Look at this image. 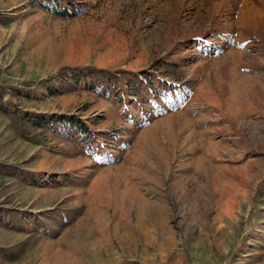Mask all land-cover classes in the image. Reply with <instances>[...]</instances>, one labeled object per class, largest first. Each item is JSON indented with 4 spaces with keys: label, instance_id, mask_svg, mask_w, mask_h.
<instances>
[{
    "label": "rangeland",
    "instance_id": "1",
    "mask_svg": "<svg viewBox=\"0 0 264 264\" xmlns=\"http://www.w3.org/2000/svg\"><path fill=\"white\" fill-rule=\"evenodd\" d=\"M0 264H264V0H0Z\"/></svg>",
    "mask_w": 264,
    "mask_h": 264
},
{
    "label": "trees",
    "instance_id": "2",
    "mask_svg": "<svg viewBox=\"0 0 264 264\" xmlns=\"http://www.w3.org/2000/svg\"><path fill=\"white\" fill-rule=\"evenodd\" d=\"M54 122L56 123L54 125V127H56V129L59 132L63 133V134H67V132H68V129L65 128V126L67 125L68 122H70L72 125L75 124V123H77L80 126V128H82L81 130L84 131L83 128H84L85 124H80L81 121L80 120H77L76 118L67 119L65 117H61V118L55 119Z\"/></svg>",
    "mask_w": 264,
    "mask_h": 264
}]
</instances>
